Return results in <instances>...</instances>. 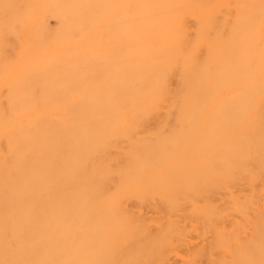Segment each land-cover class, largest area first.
<instances>
[{"label":"bare ground","instance_id":"1","mask_svg":"<svg viewBox=\"0 0 264 264\" xmlns=\"http://www.w3.org/2000/svg\"><path fill=\"white\" fill-rule=\"evenodd\" d=\"M0 264H264V0H0Z\"/></svg>","mask_w":264,"mask_h":264}]
</instances>
